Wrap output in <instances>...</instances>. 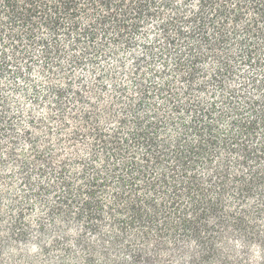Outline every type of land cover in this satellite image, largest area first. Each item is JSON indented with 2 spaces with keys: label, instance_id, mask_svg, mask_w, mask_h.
<instances>
[{
  "label": "trees",
  "instance_id": "1",
  "mask_svg": "<svg viewBox=\"0 0 264 264\" xmlns=\"http://www.w3.org/2000/svg\"><path fill=\"white\" fill-rule=\"evenodd\" d=\"M3 81L0 264H264V0H0Z\"/></svg>",
  "mask_w": 264,
  "mask_h": 264
},
{
  "label": "rangeland",
  "instance_id": "2",
  "mask_svg": "<svg viewBox=\"0 0 264 264\" xmlns=\"http://www.w3.org/2000/svg\"><path fill=\"white\" fill-rule=\"evenodd\" d=\"M129 58L126 60L127 64L129 63ZM108 65L112 64L111 60L107 61ZM77 75L80 79L83 80H89L91 78V73H89L88 69L84 68L81 71L77 72ZM40 85L43 84L42 81L39 82ZM0 88L3 89L4 93L8 95V99L11 105L10 111L11 113L16 112H22L24 115H22L23 119L21 118L20 123L23 125V120H25V117H27L28 114L35 116V117H41L43 115V110L41 107L35 105L34 103H31L28 96L24 97L22 92L19 91L21 89H24L23 85L21 86L18 83V89L17 91H14L12 87H9L7 85V81H3L0 83ZM45 89V88H44ZM41 89V92L42 90ZM43 92L42 94H44ZM19 108V109H18ZM8 173V171L3 170L2 174L5 175ZM18 186V184H17ZM2 189V186L0 185V191ZM7 203L6 201H1L0 204V210L6 211L7 210ZM36 238H33V240H30L28 244H18L12 247H4L2 251L3 259L8 260L14 258L19 262V264H51V262L54 259V254L45 257L46 255L42 254V251L38 248L36 244ZM49 238H44L41 240L40 245L43 247H48L50 245ZM6 246V245H5ZM8 264V261H6Z\"/></svg>",
  "mask_w": 264,
  "mask_h": 264
}]
</instances>
